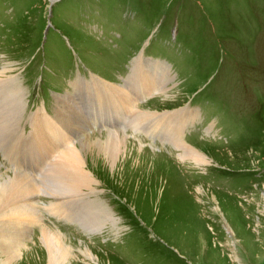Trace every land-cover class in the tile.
I'll list each match as a JSON object with an SVG mask.
<instances>
[{"label": "rangeland", "instance_id": "1", "mask_svg": "<svg viewBox=\"0 0 264 264\" xmlns=\"http://www.w3.org/2000/svg\"><path fill=\"white\" fill-rule=\"evenodd\" d=\"M135 59L169 78L161 83L158 73L161 92L146 96L130 86V96L138 91L134 104L177 112L172 120L180 112L182 139L206 163L182 158L170 127L161 125L167 118L134 126L125 111L116 116L98 106L109 95L74 93L78 78L87 88L96 79L125 85ZM2 67L5 81L11 76L20 86L11 130L28 134L30 115H56L65 109L57 101L71 91L78 107L98 106L87 116L85 139L106 140L109 122L128 144L125 165L102 170L97 153L87 157L96 190L88 197L93 207L76 201L79 218L45 209L53 198L40 188L39 217L72 247L63 264H264V0H0ZM8 88H0V100ZM6 137L1 131L0 144ZM6 156L0 147V172L13 175ZM31 158L25 145V168L35 167ZM46 161L37 160V180L49 172ZM69 207L62 202L59 211ZM81 210L102 225L88 230ZM25 232V247L8 264H50L39 227Z\"/></svg>", "mask_w": 264, "mask_h": 264}, {"label": "bare ground", "instance_id": "2", "mask_svg": "<svg viewBox=\"0 0 264 264\" xmlns=\"http://www.w3.org/2000/svg\"><path fill=\"white\" fill-rule=\"evenodd\" d=\"M3 68L0 71V88H4V85L9 86V88L8 94L4 99L0 100V132L3 131L5 136L8 137L3 141V144H0V147H2L4 156L11 155V157L6 156V158L15 168V171L13 175H4L0 172V248L2 253L5 254V259H2L4 257L0 256V264H8L12 260L19 258L21 247H25L23 238L26 234L25 227L27 230V228H32L35 225L40 229L39 238L42 240L45 252L48 253L50 264H63L71 255L72 247L65 246L61 234L49 230L44 225V221L39 217L37 196L40 188H44L53 198L47 206H43L45 209L53 214H65L67 218H79L77 216L79 211L77 212L75 207L76 201H82L83 206L86 208L93 207L94 203L88 197L94 194L96 190L95 184L97 181L89 171L90 169H87V157H91V154L97 153L96 158L103 165L102 170L106 166L109 168L116 167L122 162L125 165V160L131 158L130 156L122 157L128 144L125 138L114 132L113 128L116 125L113 123L107 122V125H112L111 129L107 132L108 137L106 140L99 137L89 140L81 135L91 122L87 116L93 108H98L99 106L104 111H108L109 109L114 110V115L116 116L119 112L125 111L127 117L134 121V126L145 122L149 125L158 126L161 124L160 118L163 117L164 120L167 118L166 126L164 124L161 125L165 128L164 132L167 127H170L168 132L171 135V140L184 152L181 154L182 158H187L191 162L196 163V165L207 162L206 155L195 148H191L182 139V129L184 127L182 124L184 121L180 122L182 119L180 112L172 120V117L178 114L177 112L158 115L142 111L135 105V102L139 100L137 97L139 90L144 91L143 94L146 96L159 88L158 73L163 72L161 83L166 82V77L169 78V76H167L168 72L164 68L154 67L153 71L150 69L144 70L139 59H135L131 68V74L125 85L114 88L108 87L106 83L98 79L91 81L90 85L92 87L87 88L78 78L72 86L74 93H78L81 89L85 88L98 96L109 95V102L100 99L98 106L96 103H91L87 108L83 106L78 107V102L72 97L73 94L70 91L63 100L57 101L64 105L65 109H56V115L50 117L45 109L32 113L29 117L31 119V130L25 135L23 134V129L22 131L19 128L10 129L13 117L19 113V110H15L14 105L21 101L20 86L11 76H9V81H5L6 78L4 79V77L6 74H4V71L6 69ZM130 86L138 90L133 94L134 96H130L128 93L127 89ZM159 90L157 91L161 92ZM13 97L15 100H13ZM108 104H114L115 106H109ZM6 112L8 114L5 117ZM194 117L195 115L191 116V119H194ZM171 121L176 124L168 126L171 124ZM125 123L127 124L128 122L125 121ZM77 138L78 140H76ZM25 145L30 152V158L36 155V159L32 161L35 163V167L32 165L25 168ZM41 156L46 158L47 161L50 160L51 166L49 172L40 180H37V160ZM62 202L69 203V211H59ZM95 203L96 205L99 204L98 202ZM80 213L82 215L81 224L86 226L88 230L98 229L96 227L102 225L93 222L90 214H86L85 211L81 210ZM107 221L111 224L113 223L112 225L116 223L115 218H108ZM81 251L85 256L92 258V253L86 247Z\"/></svg>", "mask_w": 264, "mask_h": 264}]
</instances>
